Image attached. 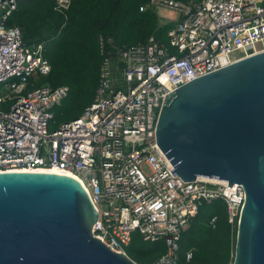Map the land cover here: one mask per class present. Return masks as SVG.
<instances>
[{
  "label": "built area",
  "instance_id": "1",
  "mask_svg": "<svg viewBox=\"0 0 264 264\" xmlns=\"http://www.w3.org/2000/svg\"><path fill=\"white\" fill-rule=\"evenodd\" d=\"M69 4L56 0V9ZM17 5L0 0V172L58 168L78 176L97 210L92 234L126 255L134 232L146 242L164 241L166 252L152 264H177L180 237L203 203L221 200L227 221L237 226L243 185L173 175L155 129L166 94L264 51V0H146L139 11L176 14H158L160 25H168L165 39L154 33L115 46L113 37L99 34L93 98L80 115L60 123L53 108L69 88L35 86L51 64L43 42L25 44L19 26L8 24Z\"/></svg>",
  "mask_w": 264,
  "mask_h": 264
},
{
  "label": "water",
  "instance_id": "2",
  "mask_svg": "<svg viewBox=\"0 0 264 264\" xmlns=\"http://www.w3.org/2000/svg\"><path fill=\"white\" fill-rule=\"evenodd\" d=\"M155 133L173 175L243 185L232 262L264 264V51L166 94ZM96 219L70 174L0 172V264H138L92 234Z\"/></svg>",
  "mask_w": 264,
  "mask_h": 264
},
{
  "label": "trees",
  "instance_id": "3",
  "mask_svg": "<svg viewBox=\"0 0 264 264\" xmlns=\"http://www.w3.org/2000/svg\"><path fill=\"white\" fill-rule=\"evenodd\" d=\"M145 1L70 0L68 8L60 11L56 9V0H18L8 24L19 26L25 44L43 42L44 55L51 64L50 72L40 76L35 86L69 88L68 96L53 108L56 123L80 115L93 98L102 58L99 34L113 37L115 46L143 41L154 33L164 38L168 25H160L158 14L151 9L139 11V5ZM236 231L237 226L227 221L226 206L221 200L203 203L180 237L177 264L233 261ZM186 238L192 239V245L185 243ZM188 250H192L189 260ZM165 252L164 241H143L138 232L132 234L126 247L127 255L138 261L149 256L156 261ZM150 261L144 264H152Z\"/></svg>",
  "mask_w": 264,
  "mask_h": 264
},
{
  "label": "rangeland",
  "instance_id": "4",
  "mask_svg": "<svg viewBox=\"0 0 264 264\" xmlns=\"http://www.w3.org/2000/svg\"><path fill=\"white\" fill-rule=\"evenodd\" d=\"M156 12H157V14H159L160 16H163V17H171V18H173V17L176 16V14L174 12H172L170 10H167V9H164V8H156ZM58 106H60V105H58ZM51 127H53V126H51ZM197 225L195 227L192 226L193 228L191 227V229L189 231L191 232V231L195 230ZM185 243L192 245V239L191 238H189V239L186 238ZM150 258H152V257L149 256V257L142 258L140 261H138V260H133V261H135L138 264H144V263H148L151 260ZM153 261L155 262V260H153V259L150 262L153 263Z\"/></svg>",
  "mask_w": 264,
  "mask_h": 264
},
{
  "label": "bare ground",
  "instance_id": "5",
  "mask_svg": "<svg viewBox=\"0 0 264 264\" xmlns=\"http://www.w3.org/2000/svg\"><path fill=\"white\" fill-rule=\"evenodd\" d=\"M20 171H58V172H64V173H67V174H70L74 177H76L78 180V176L74 175V174H71V173H68V172H65L63 170H60L58 168H26V169H22ZM79 182L81 183V181L79 180ZM82 184V183H81ZM83 185V184H82ZM84 187V186H83Z\"/></svg>",
  "mask_w": 264,
  "mask_h": 264
}]
</instances>
